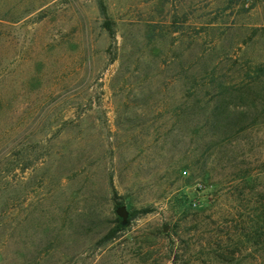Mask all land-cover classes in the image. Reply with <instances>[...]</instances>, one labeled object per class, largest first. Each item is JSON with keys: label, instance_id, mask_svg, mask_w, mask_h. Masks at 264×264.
Returning a JSON list of instances; mask_svg holds the SVG:
<instances>
[{"label": "rangeland", "instance_id": "1", "mask_svg": "<svg viewBox=\"0 0 264 264\" xmlns=\"http://www.w3.org/2000/svg\"><path fill=\"white\" fill-rule=\"evenodd\" d=\"M98 1L0 0V264H264V0Z\"/></svg>", "mask_w": 264, "mask_h": 264}, {"label": "trees", "instance_id": "2", "mask_svg": "<svg viewBox=\"0 0 264 264\" xmlns=\"http://www.w3.org/2000/svg\"><path fill=\"white\" fill-rule=\"evenodd\" d=\"M98 7H99V10H100L102 17L104 18L103 27L107 30L110 37L114 38L115 37L114 23L112 22V20L109 17L105 1L99 0L98 1ZM114 194L116 196L115 190H114ZM151 212H152L151 208H144L141 210L134 211L132 213V216H134V217L143 216V215L150 214ZM119 231H120L119 227L112 229L110 232H108V234L106 236H104L101 239L100 244H106V243L112 241L113 239H115Z\"/></svg>", "mask_w": 264, "mask_h": 264}, {"label": "water", "instance_id": "3", "mask_svg": "<svg viewBox=\"0 0 264 264\" xmlns=\"http://www.w3.org/2000/svg\"><path fill=\"white\" fill-rule=\"evenodd\" d=\"M117 214L122 219V225L125 226L128 224L130 213L127 210L126 206H120L117 208Z\"/></svg>", "mask_w": 264, "mask_h": 264}]
</instances>
